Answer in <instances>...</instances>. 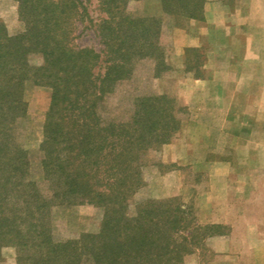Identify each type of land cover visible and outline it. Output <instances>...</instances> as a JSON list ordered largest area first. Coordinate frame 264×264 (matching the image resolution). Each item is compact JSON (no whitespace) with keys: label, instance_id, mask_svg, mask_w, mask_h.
<instances>
[{"label":"trees","instance_id":"obj_1","mask_svg":"<svg viewBox=\"0 0 264 264\" xmlns=\"http://www.w3.org/2000/svg\"><path fill=\"white\" fill-rule=\"evenodd\" d=\"M16 1L24 32L9 36L0 25V248L14 246L24 264H183L207 237L224 234L222 225L199 224L177 197L147 198L128 211L143 184V155L169 142L185 109L166 94L134 97L126 119L105 115L103 105L136 60H153L155 76L166 70L161 19L127 13L131 0H98L99 58L69 42L74 20L86 14L80 0ZM202 1L160 0L178 18L198 17ZM33 52L37 66L27 60ZM27 80L50 89L40 143L49 194L27 179L25 151L14 143ZM83 203L102 208L98 230L53 241L50 206Z\"/></svg>","mask_w":264,"mask_h":264},{"label":"crops","instance_id":"obj_2","mask_svg":"<svg viewBox=\"0 0 264 264\" xmlns=\"http://www.w3.org/2000/svg\"><path fill=\"white\" fill-rule=\"evenodd\" d=\"M202 3L199 16L175 30L180 45L170 46L169 64H184L191 48L210 57L189 95L190 134L165 156L171 167L157 193L184 201L195 193L197 222L225 228L205 239L207 264H264V0Z\"/></svg>","mask_w":264,"mask_h":264},{"label":"rangeland","instance_id":"obj_3","mask_svg":"<svg viewBox=\"0 0 264 264\" xmlns=\"http://www.w3.org/2000/svg\"><path fill=\"white\" fill-rule=\"evenodd\" d=\"M80 1L85 7L86 14L82 20H74L69 42L76 48L92 49L99 53V58H104V44L100 41L97 29L98 22L105 16L104 11L101 10L102 7H100L98 0ZM124 9L134 16L148 15L161 19L159 44L164 53L167 67L163 73L155 76L153 60L148 58L136 60L130 78L119 83L114 92L106 97L103 105L104 114L107 116L116 115L126 119L134 97L152 94H166L173 97L185 109L184 113L179 114L180 127L173 133L169 142L158 148L149 149L143 155L140 168L143 184L136 190L128 203V211L132 214L137 204L144 199L168 197L157 193L156 181L162 173L171 167V163L166 161L165 156L169 159V156L175 152V146L181 140H186L190 134L189 125L185 124L189 115L188 100L192 97L189 95L197 87L194 78L202 74V67L210 57V53L209 50L191 48L185 51L184 64H169L170 46L181 43L178 37L180 32L176 36L175 30L183 26L186 18H178L173 14L163 13L160 0H131L124 6ZM0 25L4 33L9 36L24 32L25 26L19 17L16 0H0ZM179 59L177 57V60ZM27 60L32 66H37L42 62L41 55L35 52L29 53ZM95 71H98L97 67ZM99 72H103V69L100 68ZM22 96L24 101L23 114L16 120L13 127L14 143L25 151L28 161L27 179L34 182L35 188H39L42 193L49 194L48 183L42 176L41 159L43 153L40 150V143L42 125L50 103V89L27 80L23 85ZM185 180L191 186L194 181L192 174L188 172ZM194 194L188 201H184L180 195L172 197H177L183 204L191 207L192 213L196 217ZM101 217L102 208L92 203L51 205L47 219L51 238L55 242H61L67 239H75L81 233L96 232ZM188 219H190L189 216ZM19 254L14 246H2L0 248V261L24 264L22 259H17ZM191 254L196 255L194 260H197V264H207L213 257V252L205 244V240L202 241L201 246L193 249ZM187 256L184 257L183 264H185Z\"/></svg>","mask_w":264,"mask_h":264}]
</instances>
